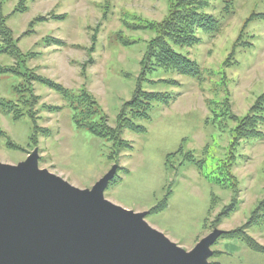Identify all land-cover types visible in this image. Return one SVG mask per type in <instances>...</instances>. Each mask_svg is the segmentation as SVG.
Wrapping results in <instances>:
<instances>
[{
	"label": "rangeland",
	"instance_id": "rangeland-1",
	"mask_svg": "<svg viewBox=\"0 0 264 264\" xmlns=\"http://www.w3.org/2000/svg\"><path fill=\"white\" fill-rule=\"evenodd\" d=\"M170 1L0 0L4 24L18 39L24 61V68L18 69L21 75L0 71V98H18L15 87L23 85L25 74L31 72L69 90L86 88L113 126L122 104L132 96L140 61L155 36L146 24L164 18ZM209 4L206 11L218 20L220 29L199 31L200 41L192 46H173L194 60L201 74L190 77L162 68L148 73L143 87L172 99L168 104L153 103L150 118L138 121L144 132L122 133L130 150L115 158L111 141L77 127L63 98L34 81L37 123L48 134L35 132L27 115L16 119L0 111V162L17 164L37 150L39 168L81 189H90L115 166L121 180L108 183L104 196L109 201L145 212L151 227L186 251L220 230L211 245L209 264H264V254L239 239L221 237L245 223L264 196V139L231 144L239 120L264 92V0H210ZM39 16L48 19L30 26ZM50 37L66 45H47ZM14 63L0 52V70L15 67ZM48 106L59 109L49 111ZM260 129L264 133V125ZM180 145L196 161L204 160L202 166L183 162L182 154L166 160ZM166 194L165 208L149 213ZM233 199L236 209L220 217ZM247 232L264 244V224Z\"/></svg>",
	"mask_w": 264,
	"mask_h": 264
},
{
	"label": "water",
	"instance_id": "water-1",
	"mask_svg": "<svg viewBox=\"0 0 264 264\" xmlns=\"http://www.w3.org/2000/svg\"><path fill=\"white\" fill-rule=\"evenodd\" d=\"M113 166L81 189L38 166L37 150L0 162V264H209L220 230L186 251L104 196Z\"/></svg>",
	"mask_w": 264,
	"mask_h": 264
},
{
	"label": "trees",
	"instance_id": "trees-1",
	"mask_svg": "<svg viewBox=\"0 0 264 264\" xmlns=\"http://www.w3.org/2000/svg\"><path fill=\"white\" fill-rule=\"evenodd\" d=\"M209 1L171 0L168 14L164 18L158 22H148L146 24L147 28L155 32V36L147 43L145 53L140 61L141 71L137 75L132 96L122 104L113 126L108 124L107 117L102 112L97 99L86 88H79L78 91L69 90L52 79L31 72L25 74V82L23 85L15 87V93L18 95V98L15 100L0 98V111L11 114L16 119L22 114L27 115L31 119L33 130L47 135L48 130L42 129L37 123L38 111L35 107L39 102V97L35 94L32 83L34 81L39 82L54 90L63 98L66 102V107L71 112L72 120L77 127L111 141L110 153L115 158L116 156L118 157L122 151H128L132 148L128 141L122 138V133L125 130L137 133L144 132L145 127L138 124V121L150 118L149 111L153 103L160 102L168 104L172 99L171 95L154 92L143 87L148 73L157 68H162L166 71L170 70L176 74L190 77H199L201 74L199 65L187 55L175 51L173 46H192L200 41L199 31L215 33L220 29L218 20L206 11L210 5ZM17 10L15 9V12ZM56 17L52 16V18ZM47 19L48 16H39L31 21L30 26ZM4 20L0 12V52L13 58L15 60V67L4 66L0 71L2 73L21 75L18 69L24 68V61L17 47L18 39L13 36L12 30L4 24ZM142 28L144 27L142 26ZM46 44L61 47L66 45L64 41L56 37L48 38ZM175 82L177 84V81ZM42 107L44 108L45 106L43 105ZM45 109L54 111L58 110L59 107L48 106ZM248 111L239 120L235 128V139L231 143L233 147L240 140L264 139V133L260 129L264 125V92L257 97L255 103ZM34 137L33 135V139ZM7 144L12 148H17L16 144L10 142H7ZM182 150V145H180L177 151L166 155V160H170L176 154H182L183 162L195 163L198 167L202 166L204 160L196 161L192 152L184 153ZM124 172H127V170H124ZM115 175L109 184L120 182L121 178L118 177L117 173ZM231 179L233 180L232 189H236V180L233 177ZM167 195L157 205L152 207L149 213H156L163 210L167 203ZM236 207L237 201L233 199L219 216H228ZM260 224H264V196L257 202L245 223L234 229L225 231L221 237L239 239L250 250L264 254V244L259 243L247 232L249 227Z\"/></svg>",
	"mask_w": 264,
	"mask_h": 264
}]
</instances>
